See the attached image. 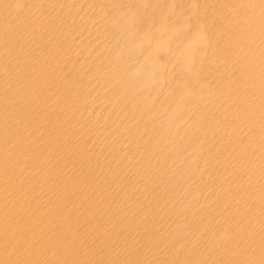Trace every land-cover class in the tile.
Returning a JSON list of instances; mask_svg holds the SVG:
<instances>
[{
  "label": "bare ground",
  "instance_id": "6f19581e",
  "mask_svg": "<svg viewBox=\"0 0 264 264\" xmlns=\"http://www.w3.org/2000/svg\"><path fill=\"white\" fill-rule=\"evenodd\" d=\"M0 264H264V0H0Z\"/></svg>",
  "mask_w": 264,
  "mask_h": 264
}]
</instances>
